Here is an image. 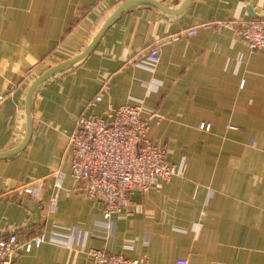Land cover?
Returning a JSON list of instances; mask_svg holds the SVG:
<instances>
[{
  "label": "crops",
  "instance_id": "crops-1",
  "mask_svg": "<svg viewBox=\"0 0 264 264\" xmlns=\"http://www.w3.org/2000/svg\"><path fill=\"white\" fill-rule=\"evenodd\" d=\"M127 1L0 0V152L25 136L33 81L78 56ZM152 1L184 9L171 15L137 5L121 13L83 60L39 86L27 146L0 158V241L42 231L48 240L67 239L21 251L13 264H84L88 249L146 264H264V52L249 51L220 26L264 17V0ZM190 28L195 34L183 35ZM152 44L159 63L147 72L136 63ZM135 100L163 115L147 136L167 163L182 161L184 170L157 189L133 192L110 219L112 235L95 238L101 204L71 178L67 141L78 117ZM57 172L64 179L50 213ZM38 180L44 188L33 200L22 188Z\"/></svg>",
  "mask_w": 264,
  "mask_h": 264
},
{
  "label": "built area",
  "instance_id": "built-area-1",
  "mask_svg": "<svg viewBox=\"0 0 264 264\" xmlns=\"http://www.w3.org/2000/svg\"><path fill=\"white\" fill-rule=\"evenodd\" d=\"M220 26L231 29L249 51L264 52V17ZM195 32L196 28H190L183 35L192 36ZM158 63V48L152 44L136 65L153 72ZM149 85L156 89L154 84L142 83L146 89ZM108 89L109 82L106 81L100 91L105 93ZM3 100L0 95V104ZM94 101L100 102L101 96ZM162 120L161 113L146 109L141 100H135L130 106L108 107L102 116L77 118L67 141V150L71 155L70 176L85 198L101 204L103 221L95 225L93 237L102 238L99 236L101 232L112 235L110 219L127 207L133 192L157 189L172 177L182 175L183 162L167 163L163 150L154 146L147 136L149 124L157 127ZM63 179V173H55V193L50 202V213L56 211ZM43 188L44 181L38 180L23 186L22 192L33 200H40ZM66 240V236L60 234H54L48 240L43 231L24 240H20L17 234H10L0 241V264H13L21 251L28 253L46 242L65 246ZM87 256L84 264H146L144 258L129 259L111 250L88 249ZM174 264L187 262L179 259Z\"/></svg>",
  "mask_w": 264,
  "mask_h": 264
},
{
  "label": "water",
  "instance_id": "water-1",
  "mask_svg": "<svg viewBox=\"0 0 264 264\" xmlns=\"http://www.w3.org/2000/svg\"><path fill=\"white\" fill-rule=\"evenodd\" d=\"M189 0H184L182 6L184 7ZM137 5H147L150 6L162 13L176 15L182 12L184 8H178L177 10H167L159 6L156 2L152 0H130L119 6L104 22L103 26L100 28L96 36L92 39V41L88 44V46L75 58L65 60L63 62L58 63L57 65L47 69L43 74H41L38 78H36L33 83L30 85L26 97H25V115H26V132L25 136L21 142V144L12 149L5 152H0V158H7L14 156L20 153L28 144L30 134H31V104L33 100V96L36 90L42 85L46 80L51 78L56 73L60 72L61 70L75 65L76 63L83 60L94 48V46L98 43L101 39L105 31L116 21V19L120 16L121 13L135 7Z\"/></svg>",
  "mask_w": 264,
  "mask_h": 264
}]
</instances>
